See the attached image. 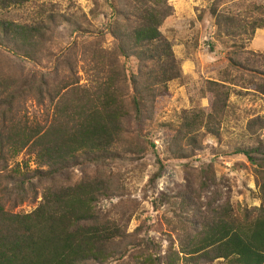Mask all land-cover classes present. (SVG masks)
<instances>
[{
	"label": "trees",
	"instance_id": "1",
	"mask_svg": "<svg viewBox=\"0 0 264 264\" xmlns=\"http://www.w3.org/2000/svg\"><path fill=\"white\" fill-rule=\"evenodd\" d=\"M123 1L122 9L112 3L115 48H84L81 53L93 72L87 84L80 83L70 59L65 61L60 81L59 77L49 78L57 66L24 75L13 60L10 64L0 61V264H109L124 259L132 250L137 253L130 264H161L148 247L149 241L138 240L122 218L102 209L100 203L112 196L115 186L101 171L69 184L48 185L34 210L15 211L38 197L35 179H53L81 165L103 169L117 162L120 156L116 148L126 133L127 120L141 122L145 105L152 107L168 94V83L181 77L172 43L161 30L172 12L168 0ZM14 2L0 0V7ZM254 9L259 16L252 19L222 18L240 31L249 27L252 36L264 27V7L256 5ZM52 21L49 17L47 21L22 23L0 16V49L41 65L44 60L59 61L61 55L52 50ZM251 54L245 62L229 57V64L254 72L249 84L264 97V54ZM119 57L124 59L121 65ZM132 57L138 61L135 72L128 66ZM132 89L128 104L125 97ZM212 89L213 110L218 117L226 110L231 92L217 83ZM30 96L44 109L41 120L22 111ZM215 120L213 117L208 123L209 131L216 130ZM195 124L191 121L188 125L193 128ZM249 128L254 133L264 132V115L254 117ZM252 138L253 145L235 151L260 168L261 205L251 209L235 208L228 202L211 205L201 214L200 227L188 233L181 253L200 261L264 264V141ZM25 150L34 156L36 168L27 170L17 164L9 171L10 161ZM174 255L168 254L170 264H178Z\"/></svg>",
	"mask_w": 264,
	"mask_h": 264
},
{
	"label": "rangeland",
	"instance_id": "2",
	"mask_svg": "<svg viewBox=\"0 0 264 264\" xmlns=\"http://www.w3.org/2000/svg\"><path fill=\"white\" fill-rule=\"evenodd\" d=\"M112 3L124 8L123 0H15L7 8L0 7V16L22 23L53 17L52 50L61 55L59 61L44 60L41 65L0 49V61L10 64L13 60L24 75L47 72L57 66L49 78L59 77L60 81L64 79L65 61L70 59L80 83L91 82V65L82 60L81 53L84 48H115L111 24L116 14ZM168 3L172 12L161 30L172 43L181 77L168 83V94L158 98L152 107L145 105L141 122L127 120L126 133L116 148L120 156L117 162L103 169L81 165L53 179H35L38 197L15 211L34 210L48 185L69 184L101 171L109 175L115 186L112 196L100 203L102 209L122 218L128 232L138 240L149 241L148 247L161 259V264H170L168 254L172 252L178 264H224L223 259L197 260L194 255L181 253V247L188 233L200 227L201 214L211 205L228 202L235 208L249 209L261 205L260 168L235 149L253 145V136L264 141V132L254 133L249 128L254 117L264 115V97L249 84V76L254 72L232 68L228 58L240 57L245 62L253 57L252 52L264 54V27L257 28L251 36L249 27L240 31L222 16L252 19L259 16L254 6L264 7V0H168ZM123 60L119 57L117 63L121 65ZM128 66L137 71L138 61L132 57ZM214 83L231 92L226 110L218 117L213 110ZM133 93L132 89L126 94L128 104ZM22 111L41 120L44 109L30 96ZM213 117L216 130L212 132L207 127ZM191 121L196 122L193 128L188 125ZM17 164L27 170L37 166L27 150L10 161L9 171ZM136 253L137 250H132L124 259L109 264L133 263Z\"/></svg>",
	"mask_w": 264,
	"mask_h": 264
}]
</instances>
